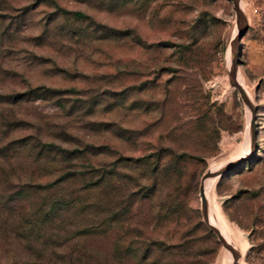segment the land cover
Masks as SVG:
<instances>
[{"label":"rangeland","instance_id":"374dc122","mask_svg":"<svg viewBox=\"0 0 264 264\" xmlns=\"http://www.w3.org/2000/svg\"><path fill=\"white\" fill-rule=\"evenodd\" d=\"M239 1L238 23L231 0H0V264H129L127 251L146 254L144 247L126 248L139 225L170 239L173 217L206 228L199 178L237 158L249 128L246 106L228 82L232 42L244 28L236 74L255 107L253 155L220 176L209 198L214 222L239 251L236 264H264V0ZM34 87L65 92L15 100ZM57 147L85 151L62 159ZM153 153L173 155L180 167L182 205L166 215L168 223L158 207L161 190L142 210L148 215L125 209L150 197L148 184L174 183V176L154 173ZM114 158L122 161L114 171L123 178V212L110 217L106 231L83 228L88 215L77 209L63 211L73 226H52L42 210L29 228L21 209L28 197L16 184H43L64 167H106ZM88 179L94 175L68 179L65 187ZM212 236L215 246L201 259L228 264Z\"/></svg>","mask_w":264,"mask_h":264},{"label":"trees","instance_id":"16d2710c","mask_svg":"<svg viewBox=\"0 0 264 264\" xmlns=\"http://www.w3.org/2000/svg\"><path fill=\"white\" fill-rule=\"evenodd\" d=\"M71 17L86 19L89 15H86L79 11H66ZM65 92L62 90L50 89L46 87L41 88H30L22 93L15 95L17 101L25 99H46L57 98L53 95L57 92ZM58 148V147H57ZM58 152L63 153L62 159L70 158L71 155H75L79 150L73 147L70 150L58 148ZM76 156H78V154ZM68 154V155H67ZM155 156V163L152 170L155 174L167 173L174 176V183L163 186L162 183L153 182L148 184L146 190L148 196L144 202H137L132 204L131 202L126 204L125 209H132L135 212L140 211L148 215L142 210L149 208L155 204L153 201L154 193L157 190H161L164 199L159 202V209L165 216V223H168L166 215L174 216L176 208L182 205V200L179 199L180 185H181V173L180 167L171 161L173 155H165L167 159L164 160L161 153L149 154V157ZM118 158V157H117ZM114 158L112 161L105 162L106 167L103 164L93 165L89 162H85L82 167L83 171L76 170L74 168L64 167V171L60 175H57L52 180L43 184L35 183L32 179L30 181L16 184L18 194L25 193L28 197V204L21 207L25 209L24 215L26 224L29 228L36 226L40 220L39 213H42L41 219L48 220L52 226L56 225H74L75 221L66 222L71 220L72 217L69 214L63 213V211H70L77 209V211L84 212L88 215L85 217L86 221L83 228L92 229L99 228L106 231L109 224L111 223L110 217H115L119 213L123 212V178L114 171V165L121 161L120 159ZM88 160V159H87ZM86 160V161H87ZM122 162V161H121ZM91 173L94 175V179H88L86 183H83L77 187L66 188L65 182L68 179H73L79 175H87ZM32 174V173H31ZM38 193V194H37ZM42 193V195L40 194ZM91 196H87V194ZM40 194V195H39ZM38 195V196H37ZM37 196V197H36ZM195 212V210H194ZM22 212L19 213V215ZM72 214V213H71ZM171 216V217H172ZM109 217L108 219H105ZM175 229L174 239H170L169 233H162L161 237H153L150 233L152 229L147 230V224L139 225L141 230L137 231L133 235L127 244L126 248L131 246L133 249L137 246L144 247L143 253L139 258H133V250L127 251L123 256V262L128 261L129 264H209L201 259L203 256L202 250L210 248L213 249L215 241H211L213 238L212 234L206 228L201 227L199 222L195 218L189 217L186 219L184 225L178 223L177 218L173 217ZM17 220H21L20 216H17ZM164 223V224H165ZM163 224V218H160V226ZM72 225V226H73ZM178 228V231H176ZM180 231V232H179ZM179 232V233H178ZM169 238V239H168ZM118 241L115 239L113 246ZM116 246V245H115ZM130 249V248H129ZM127 249V250H129ZM153 251L157 252V255L150 261L147 260L148 253ZM111 264H120V260H113Z\"/></svg>","mask_w":264,"mask_h":264},{"label":"water","instance_id":"95a60500","mask_svg":"<svg viewBox=\"0 0 264 264\" xmlns=\"http://www.w3.org/2000/svg\"><path fill=\"white\" fill-rule=\"evenodd\" d=\"M233 9L235 11L236 19L239 23L241 19H244V15L241 11V6H240V1L239 0H231ZM244 29H239L237 31L236 38L232 42V50H231V58L229 61V67H228V82L231 86H233L236 90L237 93L242 101V103L248 108L249 110V121H248V126H249V132H250V137H249V149L247 155L238 157L228 164L224 165L223 167L215 170H209L207 169L204 171L200 178H199V183H198V197H199V204H200V209H201V219L203 224L206 226V228L216 237L217 241L223 248L225 252L229 255V264H236L237 260L239 258V251L237 248L229 243L225 237L221 234L218 228H216L214 225L209 223L208 219V214H207V201L204 195L203 191V180L208 178V177H213V176H222L224 173L229 172L241 164L245 163L246 161L250 160L253 155V149H254V142H255V136H256V130H255V124H254V113H255V107L253 106L251 100L249 99L245 89L239 84L237 81V74H236V69H237V56L239 54V39L244 33Z\"/></svg>","mask_w":264,"mask_h":264},{"label":"bare ground","instance_id":"6f19581e","mask_svg":"<svg viewBox=\"0 0 264 264\" xmlns=\"http://www.w3.org/2000/svg\"><path fill=\"white\" fill-rule=\"evenodd\" d=\"M240 6H241V3H240ZM237 81L239 82V84L246 91L245 85L240 81V78H239L238 75H237ZM246 93H247V91H246ZM247 95H248V93H247ZM248 97H249V95H248ZM246 112H247L246 123L248 124V121H249V110H248V108H246ZM249 137H250V132H249V129L247 127L246 128L245 135H244V138L242 140V142H244V143L239 147V150H238V157L247 155L248 149H249ZM234 159H236V158H234ZM234 159L231 158V160H225L223 162H220L218 164H215L214 166L210 167L209 170L219 169V168L223 167L224 165L228 164L229 162H231ZM217 179H218V176H213V177H208V178H206V179L203 180V191H204V195H205V198H206V201H207V214H208V219H209V223L212 224V225H214L216 228H218L219 231L221 232V234L230 243V241H229V239H228L227 234L225 233V231L219 225H217L214 222V220H213L212 207H211V203H210L209 194H210L211 191L214 192V185H215ZM225 256H226L227 261H228V264H229V255L227 253H225Z\"/></svg>","mask_w":264,"mask_h":264}]
</instances>
